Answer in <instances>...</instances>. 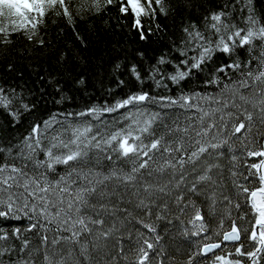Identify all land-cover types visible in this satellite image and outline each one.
<instances>
[{
  "label": "snow or ice",
  "instance_id": "obj_1",
  "mask_svg": "<svg viewBox=\"0 0 264 264\" xmlns=\"http://www.w3.org/2000/svg\"><path fill=\"white\" fill-rule=\"evenodd\" d=\"M0 264H264V0H0Z\"/></svg>",
  "mask_w": 264,
  "mask_h": 264
},
{
  "label": "trees",
  "instance_id": "obj_2",
  "mask_svg": "<svg viewBox=\"0 0 264 264\" xmlns=\"http://www.w3.org/2000/svg\"><path fill=\"white\" fill-rule=\"evenodd\" d=\"M161 227H163V225H161Z\"/></svg>",
  "mask_w": 264,
  "mask_h": 264
}]
</instances>
